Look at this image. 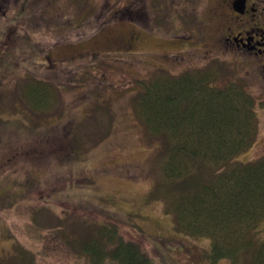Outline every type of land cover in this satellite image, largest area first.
<instances>
[{
	"label": "rangeland",
	"instance_id": "obj_1",
	"mask_svg": "<svg viewBox=\"0 0 264 264\" xmlns=\"http://www.w3.org/2000/svg\"><path fill=\"white\" fill-rule=\"evenodd\" d=\"M214 16L210 0H0V51L10 65L0 79L1 128L12 137L0 146L1 258L21 260L24 247L37 264H88L80 237L115 224L153 264L206 261L212 238L176 232L165 211L170 194L154 190L162 158L134 96L135 78L156 75L171 61L160 52L184 48V37L198 48L190 59L179 51L172 70L204 63L201 50L216 47ZM177 36L183 41L173 46ZM31 76L57 88L47 111L60 121L46 133L15 129L24 114L11 108ZM257 106L255 141L238 161L264 155V104Z\"/></svg>",
	"mask_w": 264,
	"mask_h": 264
},
{
	"label": "trees",
	"instance_id": "obj_2",
	"mask_svg": "<svg viewBox=\"0 0 264 264\" xmlns=\"http://www.w3.org/2000/svg\"><path fill=\"white\" fill-rule=\"evenodd\" d=\"M174 52L160 53L172 57L178 50ZM7 55L0 51V79L9 65ZM169 62L164 66L162 61L152 77L135 78L139 85L134 96L136 114L157 141L162 158L163 178L154 190L170 194L165 211L173 216L176 232L212 238L203 264H217L224 257L264 264V239L254 235L257 229L264 237L259 232L264 221V155L247 162L236 159L257 135L255 97L238 80L220 82L224 70L216 62L177 72ZM31 77L19 87L22 93L11 108L24 114L21 128L15 129L46 133L49 125L60 121H52L47 111L57 88L48 79ZM7 122L0 116V146L4 137L12 138L1 128ZM90 233V238L80 237L77 248L88 264H153L138 243L123 238L115 224L94 226ZM20 251L21 260L15 255L0 257V264H37L32 252L24 247Z\"/></svg>",
	"mask_w": 264,
	"mask_h": 264
},
{
	"label": "flooded vegetation",
	"instance_id": "obj_3",
	"mask_svg": "<svg viewBox=\"0 0 264 264\" xmlns=\"http://www.w3.org/2000/svg\"><path fill=\"white\" fill-rule=\"evenodd\" d=\"M210 2L214 3L215 16L212 29H215L216 47L201 50V56H205L206 61L200 66L216 62L224 70L220 82L231 79L242 82L254 95L256 104L263 105L264 0H210ZM179 39H181L180 36L173 37L169 43L176 41L182 43L184 39L182 43L184 48L178 49V52L188 51L187 58L195 54L193 51L198 47H193V39H185V37L182 41ZM213 52L219 54L215 57ZM180 54H174L172 57L168 56V53L166 55L174 66V61L177 62ZM186 55L183 53L181 56L186 57ZM226 55L228 59H225ZM260 108L264 111V106Z\"/></svg>",
	"mask_w": 264,
	"mask_h": 264
}]
</instances>
